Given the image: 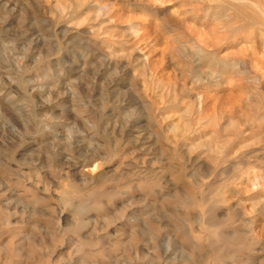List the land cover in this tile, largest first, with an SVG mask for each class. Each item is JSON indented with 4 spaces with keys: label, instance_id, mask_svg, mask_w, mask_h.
Here are the masks:
<instances>
[{
    "label": "rangeland",
    "instance_id": "1",
    "mask_svg": "<svg viewBox=\"0 0 264 264\" xmlns=\"http://www.w3.org/2000/svg\"><path fill=\"white\" fill-rule=\"evenodd\" d=\"M0 264H264V0H0Z\"/></svg>",
    "mask_w": 264,
    "mask_h": 264
}]
</instances>
